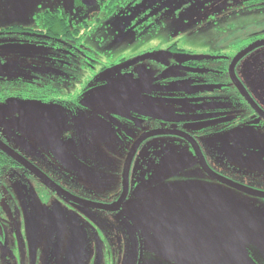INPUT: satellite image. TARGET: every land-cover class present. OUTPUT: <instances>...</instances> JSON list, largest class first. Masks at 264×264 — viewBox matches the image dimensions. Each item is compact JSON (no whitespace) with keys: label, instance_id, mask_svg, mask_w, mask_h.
<instances>
[{"label":"flooded vegetation","instance_id":"af4514ba","mask_svg":"<svg viewBox=\"0 0 264 264\" xmlns=\"http://www.w3.org/2000/svg\"><path fill=\"white\" fill-rule=\"evenodd\" d=\"M189 1L0 0V264H36L39 228L55 221L43 230L61 251L81 213L111 217L117 258L147 264L154 255L128 211L156 203L169 223L152 230L155 264H215L191 250L264 264L248 241L264 243L261 233L191 199L208 193L264 215V31L217 45L214 29L234 28L221 14L201 53L188 39L201 21H177ZM200 1L210 24L214 3ZM227 3L233 17L264 7ZM95 236L90 257L102 264Z\"/></svg>","mask_w":264,"mask_h":264},{"label":"rangeland","instance_id":"374dc122","mask_svg":"<svg viewBox=\"0 0 264 264\" xmlns=\"http://www.w3.org/2000/svg\"><path fill=\"white\" fill-rule=\"evenodd\" d=\"M207 1H211L214 3H207V11L213 12V14L209 17V20L211 22L210 24H207V22L204 20L206 18V10L205 6L200 0H192L189 1L188 6L178 5L177 7V21H201V26H199V30H195L191 33V35H188V39L193 41L191 43L192 47L196 48L201 53H204V50L211 51L208 45V37H206V34H208L209 36L211 34L213 35V32L216 33L212 37L213 43L217 45H222L226 41L232 42L238 39H243V37H247L250 34L264 31V7L258 8L255 11L246 10L244 12H241L239 16L236 15L233 17V10L225 9V4H228L227 0ZM219 2L221 3L217 6ZM221 14H228L231 23L234 22V28L230 29L231 31L224 32V29L226 28L224 24L221 28L214 29L219 27L218 24H220V20L222 18ZM208 25H211L215 31H209V28H207ZM194 29L195 27L192 28V30ZM122 50L124 52L123 56H133L140 52L142 48L140 44H136L130 47L122 48ZM162 209L163 205L161 203H156V205H145V212L143 216V211L137 212L138 210H135L131 207L128 211V216L130 217V219H132L131 222H134L136 227L142 228L143 232L145 233L143 245L146 247V249H150V253L154 255L153 259L148 258L147 264H155V256L158 251V247L156 246V244H153L155 240L152 230L154 227L157 226L158 222L161 224H165L168 222H165L163 220V214H158L161 212ZM79 218L80 222H78V238L75 237L69 230H67V224L65 226L66 228L63 229L64 235L63 244L60 246L62 247L61 251H58L56 246L57 234L49 233L43 230L44 227L54 226L57 222L55 221L54 224H41L39 228V233L41 234L39 236V242L37 246L38 257L36 264H39V260L41 264H55L56 259H65L71 261V263H66L65 261H63V264H93L89 250V239L90 241H93L91 233H93L94 236L96 235L95 237L104 245L103 259H106V261L103 260L102 264H126L125 259L122 260L121 257L119 259L117 258L120 252L116 249L111 248L110 246L109 233L111 227L108 228V224H111L113 221L111 220V217L104 214H97V216H95V214L93 213L89 214L88 216H85L81 213V216H79ZM29 220L30 218L27 217L25 221L27 225L29 223ZM223 221V219H217L216 222L218 224L213 225V227H217L223 230H227L230 227H239L233 223H230L229 221ZM149 232L151 233L149 234ZM233 232L235 231L230 230L226 233H219L217 236L214 237L217 238V243H223L226 245L230 242V235L233 234ZM248 241L257 253L264 254V243L260 237L259 240L254 241L252 236ZM217 243H215L216 246ZM57 251L59 252L58 255ZM20 259H24V256H20ZM132 259L133 256L130 255L128 261H131L130 264H132Z\"/></svg>","mask_w":264,"mask_h":264},{"label":"water","instance_id":"95a60500","mask_svg":"<svg viewBox=\"0 0 264 264\" xmlns=\"http://www.w3.org/2000/svg\"><path fill=\"white\" fill-rule=\"evenodd\" d=\"M94 2L95 0H92L90 4ZM191 199L200 206L208 208L209 210L220 213L223 216L232 218L238 222L246 224L251 228H254L264 236V215H261L260 213H257L254 210L243 205L220 199L217 196L208 193H199L198 195L193 194V196H191ZM191 251L195 253L198 252L201 257H208V259L215 264H247L236 259H220L218 257L211 256L210 254H205L202 251Z\"/></svg>","mask_w":264,"mask_h":264}]
</instances>
